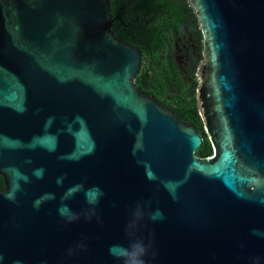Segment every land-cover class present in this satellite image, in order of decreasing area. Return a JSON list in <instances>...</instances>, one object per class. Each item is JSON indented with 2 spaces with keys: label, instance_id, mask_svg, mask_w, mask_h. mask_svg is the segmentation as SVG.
I'll use <instances>...</instances> for the list:
<instances>
[{
  "label": "water",
  "instance_id": "1",
  "mask_svg": "<svg viewBox=\"0 0 264 264\" xmlns=\"http://www.w3.org/2000/svg\"><path fill=\"white\" fill-rule=\"evenodd\" d=\"M189 1L207 158L108 0H0V264H121L138 237L150 264H264V0Z\"/></svg>",
  "mask_w": 264,
  "mask_h": 264
},
{
  "label": "trees",
  "instance_id": "2",
  "mask_svg": "<svg viewBox=\"0 0 264 264\" xmlns=\"http://www.w3.org/2000/svg\"><path fill=\"white\" fill-rule=\"evenodd\" d=\"M115 37L141 53L135 76L139 90L194 125L203 138L196 152L212 156L197 105L198 72L203 61L201 28L189 0H108ZM182 57L176 60L178 50ZM4 188L0 177V189Z\"/></svg>",
  "mask_w": 264,
  "mask_h": 264
},
{
  "label": "clouds",
  "instance_id": "3",
  "mask_svg": "<svg viewBox=\"0 0 264 264\" xmlns=\"http://www.w3.org/2000/svg\"><path fill=\"white\" fill-rule=\"evenodd\" d=\"M134 216L136 218L141 216L139 210L134 213ZM163 218V213L159 210L149 214V219L152 221L162 220ZM134 224L135 220L131 221L128 227L131 228ZM109 254L120 261L121 264H150V260L155 259L157 256L153 240L148 238L146 241L141 237L136 238L127 245L119 243L111 245Z\"/></svg>",
  "mask_w": 264,
  "mask_h": 264
},
{
  "label": "flooded vegetation",
  "instance_id": "4",
  "mask_svg": "<svg viewBox=\"0 0 264 264\" xmlns=\"http://www.w3.org/2000/svg\"><path fill=\"white\" fill-rule=\"evenodd\" d=\"M180 52H181V50L179 49V50H178V54H179ZM181 59H182V57H181L180 54H179L178 56H176V60H177L178 62H180Z\"/></svg>",
  "mask_w": 264,
  "mask_h": 264
},
{
  "label": "rangeland",
  "instance_id": "5",
  "mask_svg": "<svg viewBox=\"0 0 264 264\" xmlns=\"http://www.w3.org/2000/svg\"><path fill=\"white\" fill-rule=\"evenodd\" d=\"M198 75H199V73H198Z\"/></svg>",
  "mask_w": 264,
  "mask_h": 264
}]
</instances>
